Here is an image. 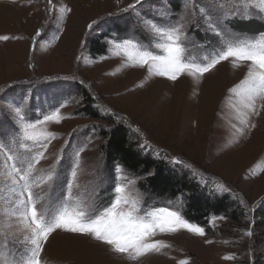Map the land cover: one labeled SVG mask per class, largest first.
<instances>
[{"label":"rangeland","instance_id":"obj_1","mask_svg":"<svg viewBox=\"0 0 264 264\" xmlns=\"http://www.w3.org/2000/svg\"><path fill=\"white\" fill-rule=\"evenodd\" d=\"M133 4L0 0V264H24L32 248L31 232L18 215L17 186L8 175L13 164L26 170L37 150L20 147L22 123H36L56 109L59 123L37 128L53 138L30 181H43L55 169L53 181L33 187L38 210L51 215L67 207L88 215L113 203L120 185L130 203L119 211L135 200L142 215L167 207L184 218V197L153 199L139 188L142 177L106 162L102 133L122 124L138 148L185 171L210 193L229 196L241 216H211L202 236L184 229L158 233L151 241L166 246L138 258L58 229L43 245L41 264H264V99H256L252 112L235 91L248 63L234 67L229 58L202 77L185 73L171 81L147 66H132L116 47L131 38L142 50L162 54L153 25L179 26L185 62L204 64L225 47L209 21L233 43L258 40L264 6L260 0H141L129 8ZM87 109L96 118L86 116Z\"/></svg>","mask_w":264,"mask_h":264},{"label":"snow or ice","instance_id":"obj_2","mask_svg":"<svg viewBox=\"0 0 264 264\" xmlns=\"http://www.w3.org/2000/svg\"><path fill=\"white\" fill-rule=\"evenodd\" d=\"M140 3L141 0H136V4ZM49 4H51V0H49ZM136 4L129 5V8H135ZM260 4L264 6V0H260ZM201 12L207 15L204 9H201ZM153 27L155 37L159 38L155 47L160 49L162 54H153L152 51L142 50V46L131 38H125L123 43L116 45L118 54L119 51H122L127 59L132 62V66H147L149 73L166 77L171 81H176L185 73L189 76L198 74L202 77L216 65L229 60V58L234 61V67L240 66V63L235 62H247L249 66L246 79L235 91L241 96L244 107L255 112L256 99L258 97L264 99V35H261L258 40L233 43L231 38L225 37L223 30L218 29L213 22L209 21V29L223 39L225 47L206 63L195 64L185 62V46L181 43L183 33L179 26L153 25ZM88 28L91 30L92 24H89ZM39 35L38 32L37 36ZM13 111L16 114L20 112L19 109H13ZM60 119L59 110L56 109L36 123H22L20 147L29 149V151L33 148L37 150L28 160L26 170H22L13 164L12 170L8 173L12 184L17 186L14 190L18 192L20 197L17 200L18 215L24 227L31 232L32 248L24 264H41L40 256L43 245L48 241L49 236L58 229L67 233L91 237L110 246L115 253L128 254L133 258L158 252L162 247H165L166 245L151 241L150 238L158 233H175L184 229L196 235H204L202 227L187 222L179 211H170L167 207H159L142 215L137 201L133 200L127 211H119L118 209L122 204L130 203L129 199L124 196L125 188L120 185L114 187L116 195L113 203L104 209L93 208L88 215L80 211H70L67 207L51 215L47 210H38V197L34 194L33 187H40L42 183L53 181L55 169L43 181L35 184L30 181V176L35 171V165L44 158L48 141L53 138L52 133L37 131V128L39 124L48 121L59 123ZM25 142H31V146ZM79 155L80 153L77 152V158L71 171L73 179L77 175L74 169L79 167ZM7 159L14 160V157L9 155ZM175 163L180 162L175 161ZM72 186V183L66 185L69 199H71ZM246 234L251 236L252 232L249 231Z\"/></svg>","mask_w":264,"mask_h":264},{"label":"trees","instance_id":"obj_3","mask_svg":"<svg viewBox=\"0 0 264 264\" xmlns=\"http://www.w3.org/2000/svg\"><path fill=\"white\" fill-rule=\"evenodd\" d=\"M86 116L96 118V114L89 109ZM102 136L106 140L103 152L108 165L116 163L125 171L142 177L139 188L153 199L184 197L183 216L188 222L203 227L211 216H223L231 220H238L241 216L239 206L229 196L210 193L185 171L171 168L164 160L138 148L124 125L115 124Z\"/></svg>","mask_w":264,"mask_h":264},{"label":"bare ground","instance_id":"obj_4","mask_svg":"<svg viewBox=\"0 0 264 264\" xmlns=\"http://www.w3.org/2000/svg\"><path fill=\"white\" fill-rule=\"evenodd\" d=\"M212 96H213V95H212ZM207 97H208V96H207ZM209 97H210V96H209ZM209 97H208V98H209ZM214 97H215V95L213 96V98H214ZM210 98H211V97H210ZM210 98H209V99H210ZM208 102H209V101H208ZM210 102H212V101H210ZM215 104H216V103H215ZM210 106H211V105H210Z\"/></svg>","mask_w":264,"mask_h":264}]
</instances>
